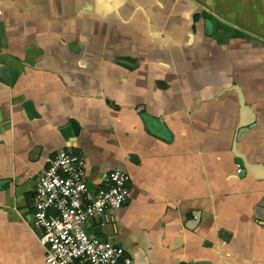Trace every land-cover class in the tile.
Instances as JSON below:
<instances>
[{
	"label": "crops",
	"instance_id": "0c3cea01",
	"mask_svg": "<svg viewBox=\"0 0 264 264\" xmlns=\"http://www.w3.org/2000/svg\"><path fill=\"white\" fill-rule=\"evenodd\" d=\"M62 148L90 194L131 175L86 227L134 264H264V0H0V264H47L34 193Z\"/></svg>",
	"mask_w": 264,
	"mask_h": 264
},
{
	"label": "built area",
	"instance_id": "2783aa9c",
	"mask_svg": "<svg viewBox=\"0 0 264 264\" xmlns=\"http://www.w3.org/2000/svg\"><path fill=\"white\" fill-rule=\"evenodd\" d=\"M237 172H241L239 169ZM85 160L71 148L60 149L39 176L32 226L47 264H134L122 246L91 235L87 223L130 198L131 175L115 168L104 186L90 194Z\"/></svg>",
	"mask_w": 264,
	"mask_h": 264
},
{
	"label": "water",
	"instance_id": "95a60500",
	"mask_svg": "<svg viewBox=\"0 0 264 264\" xmlns=\"http://www.w3.org/2000/svg\"><path fill=\"white\" fill-rule=\"evenodd\" d=\"M236 90L239 92V101H240V107L242 110L240 127H239L238 134L236 137V143H237V141L241 140L242 135L245 132L256 127V121H255L256 119H255V113L253 112L252 108L248 106L245 101V96L243 92L239 88H237ZM246 113H247V116L245 117ZM248 113H250L251 116H248ZM236 163L241 167L242 174L246 172H253V170L256 169L254 168V166L249 165L243 156H237Z\"/></svg>",
	"mask_w": 264,
	"mask_h": 264
}]
</instances>
